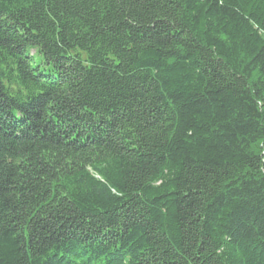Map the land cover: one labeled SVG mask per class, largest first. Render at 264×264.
<instances>
[{
  "label": "trees",
  "instance_id": "trees-1",
  "mask_svg": "<svg viewBox=\"0 0 264 264\" xmlns=\"http://www.w3.org/2000/svg\"><path fill=\"white\" fill-rule=\"evenodd\" d=\"M0 264H264V0H0Z\"/></svg>",
  "mask_w": 264,
  "mask_h": 264
},
{
  "label": "rangeland",
  "instance_id": "rangeland-1",
  "mask_svg": "<svg viewBox=\"0 0 264 264\" xmlns=\"http://www.w3.org/2000/svg\"><path fill=\"white\" fill-rule=\"evenodd\" d=\"M44 62V60L40 57V56H37L36 57V65L37 64H42ZM43 67V66H42Z\"/></svg>",
  "mask_w": 264,
  "mask_h": 264
}]
</instances>
